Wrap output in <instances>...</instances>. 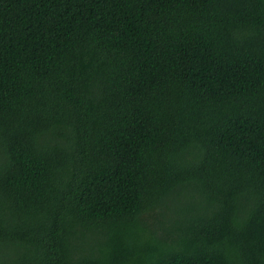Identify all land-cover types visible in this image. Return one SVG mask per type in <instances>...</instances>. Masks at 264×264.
<instances>
[{
	"label": "trees",
	"instance_id": "trees-1",
	"mask_svg": "<svg viewBox=\"0 0 264 264\" xmlns=\"http://www.w3.org/2000/svg\"><path fill=\"white\" fill-rule=\"evenodd\" d=\"M0 264H264V0H0Z\"/></svg>",
	"mask_w": 264,
	"mask_h": 264
}]
</instances>
